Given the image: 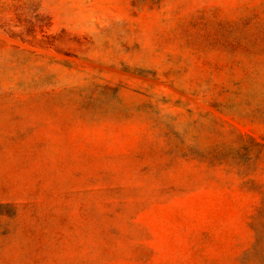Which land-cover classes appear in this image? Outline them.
Masks as SVG:
<instances>
[{
  "label": "rangeland",
  "instance_id": "374dc122",
  "mask_svg": "<svg viewBox=\"0 0 264 264\" xmlns=\"http://www.w3.org/2000/svg\"><path fill=\"white\" fill-rule=\"evenodd\" d=\"M0 264H264V0H0Z\"/></svg>",
  "mask_w": 264,
  "mask_h": 264
}]
</instances>
